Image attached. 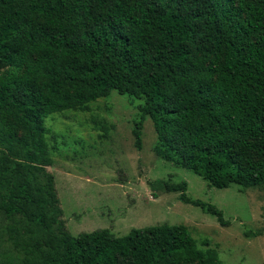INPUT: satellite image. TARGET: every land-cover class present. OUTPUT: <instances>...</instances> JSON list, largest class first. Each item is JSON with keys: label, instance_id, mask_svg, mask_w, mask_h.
I'll return each mask as SVG.
<instances>
[{"label": "trees", "instance_id": "trees-1", "mask_svg": "<svg viewBox=\"0 0 264 264\" xmlns=\"http://www.w3.org/2000/svg\"><path fill=\"white\" fill-rule=\"evenodd\" d=\"M112 92L140 101L137 149L149 119L162 161L264 188V0H0V264H220L184 225L67 230L44 122Z\"/></svg>", "mask_w": 264, "mask_h": 264}, {"label": "rangeland", "instance_id": "rangeland-1", "mask_svg": "<svg viewBox=\"0 0 264 264\" xmlns=\"http://www.w3.org/2000/svg\"><path fill=\"white\" fill-rule=\"evenodd\" d=\"M139 103L112 92L85 112L45 120L53 160L47 171L69 233L108 228L121 237L132 229L184 225L199 248L216 250L220 264H264V188L218 189L162 161L153 151L156 133L149 119L137 149L132 128ZM166 181H185L187 196L217 207L228 224L181 202L179 192L165 190Z\"/></svg>", "mask_w": 264, "mask_h": 264}]
</instances>
